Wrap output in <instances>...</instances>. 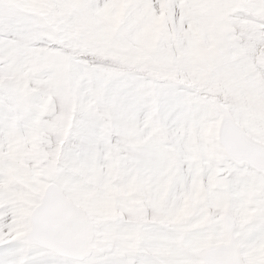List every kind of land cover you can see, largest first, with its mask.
Listing matches in <instances>:
<instances>
[{"label": "snow or ice", "instance_id": "1", "mask_svg": "<svg viewBox=\"0 0 264 264\" xmlns=\"http://www.w3.org/2000/svg\"><path fill=\"white\" fill-rule=\"evenodd\" d=\"M0 264H264V0H0Z\"/></svg>", "mask_w": 264, "mask_h": 264}]
</instances>
